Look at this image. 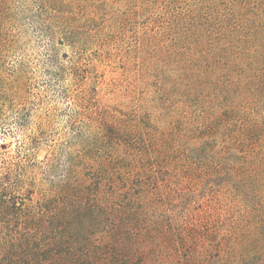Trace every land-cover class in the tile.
Returning a JSON list of instances; mask_svg holds the SVG:
<instances>
[{
    "label": "rangeland",
    "instance_id": "rangeland-1",
    "mask_svg": "<svg viewBox=\"0 0 264 264\" xmlns=\"http://www.w3.org/2000/svg\"><path fill=\"white\" fill-rule=\"evenodd\" d=\"M72 150L78 176L104 161L126 186L91 206L137 194L138 220L107 216L86 259L264 264V0H0V171L28 183L9 194L53 197Z\"/></svg>",
    "mask_w": 264,
    "mask_h": 264
},
{
    "label": "trees",
    "instance_id": "trees-1",
    "mask_svg": "<svg viewBox=\"0 0 264 264\" xmlns=\"http://www.w3.org/2000/svg\"><path fill=\"white\" fill-rule=\"evenodd\" d=\"M59 3L60 8L65 9L64 3ZM193 90L196 91V88ZM140 126V122H137L129 124L128 127L125 125V128L128 129L126 131L139 133L140 137L153 141L159 149H166L167 143L172 141L170 133L166 130L157 132L156 129L155 133H149L139 128ZM78 136L83 141L82 135ZM86 147L92 149L89 145ZM93 147L95 149V146ZM187 150L190 154L199 155L202 147L199 144ZM67 155L65 182L53 190V197L36 203L31 202L34 196L31 189H27L28 194L24 201H19L18 197L9 194L12 187L28 185L25 171L16 174L12 171L6 173L0 171V264H99L91 257L87 256L86 259L84 250L89 246L87 237L98 235L101 228H107L105 222L107 216H115L123 221L138 220L135 193L125 197L119 209L112 210L110 207V200L114 194L111 195L112 198L109 194L104 195L101 207L91 206L89 202L91 195L95 192L100 193L103 185H108L109 181L112 182L109 186L115 190L126 186L123 187L121 181L117 185L119 176L108 175L104 161L98 163L96 172L86 173L84 176L87 178L78 176L81 171L77 169L82 164L80 158L83 156L77 155L74 150ZM50 167L52 171L57 170L54 162ZM12 178L14 183H11ZM138 189L141 190L138 195L145 193L144 188ZM26 200L30 203L25 202ZM108 238L111 242L123 243L127 249L129 238L123 233V226L116 225ZM244 259L252 260L248 255ZM103 264L120 263L113 257Z\"/></svg>",
    "mask_w": 264,
    "mask_h": 264
}]
</instances>
